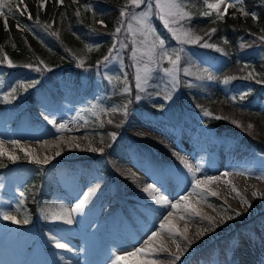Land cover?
Listing matches in <instances>:
<instances>
[{
	"label": "trees",
	"instance_id": "1",
	"mask_svg": "<svg viewBox=\"0 0 264 264\" xmlns=\"http://www.w3.org/2000/svg\"><path fill=\"white\" fill-rule=\"evenodd\" d=\"M185 1L192 19L180 21V25L191 28L203 37L200 43L191 45L200 46L206 41L216 45V48L206 47L212 63H193L182 56L180 64L194 70V78L210 74L213 79L196 78L190 87L189 82L181 76L178 95L168 105H157L144 98L135 102L131 93H124L118 86L112 87L104 78L92 74L97 61H102L109 51L112 33L125 18L120 17V9L126 4V0H78V3L64 0L61 5H57L55 0H46L43 9L38 7V0H24L27 5L24 15L19 12L12 15L5 9L9 30H5L4 17H0V61L7 54L13 64L10 66L6 61L0 62V112L10 110L8 126L17 136L32 132L36 128L30 114L33 104L51 114H58L73 106H82L88 117L85 130L91 146L103 148L104 151L82 153L75 157L63 156L60 160L67 168L83 165L104 172L106 152H122L117 138L113 139L110 133H120L127 115L123 112L104 113L100 109L118 107L131 100L127 114L129 110L136 108L156 114L163 108L164 119L169 122L177 123L182 118H187L193 123L213 129L220 137H238L245 145L264 154V95L256 90L258 86L264 85L258 82L264 80V41L260 39L264 35L261 31L264 29V0H243L242 6L247 11L256 12V21L250 15L244 17L239 13L232 15L227 12L223 20H217L215 13L207 17L201 16L199 13L205 8L202 0ZM18 2L19 0H13V4ZM85 5H91V9H86ZM130 9L131 5L128 6V11ZM77 10L80 11L79 16L76 15ZM28 12L32 19H28ZM98 20H103L104 25L97 23ZM153 22L165 41L173 42L157 17H153ZM18 23L20 28L17 27ZM212 28L217 29L215 33L209 32ZM85 45L93 46L92 50L85 49ZM39 60H43L50 70L37 72L34 67H25L28 64L35 66ZM81 60L83 66H80ZM40 67L43 68V65ZM83 69L87 70V74L81 78L79 72ZM253 70L255 79H247L248 72ZM229 76L235 78L224 83ZM7 79L14 80V87L17 89L14 98L5 99V93L11 92V89L4 86ZM32 81L37 83L27 88V95H22L25 90L19 86L21 82L26 85ZM245 81L254 85L241 100L236 87ZM54 86L65 87L66 94L63 97L57 96L52 90ZM94 91L97 95L92 99ZM232 97H236L235 101ZM88 101L97 105V108L87 105ZM16 102L24 103L17 111L13 110ZM205 110L212 115H204ZM217 116L227 119H216ZM109 119L113 123L109 124ZM233 120L238 121L239 126ZM249 123L254 127L248 128ZM49 124L46 121L42 126L47 127ZM14 154L20 159L12 161L7 156H0V164L3 165L0 166V190L15 197L18 207L27 213L29 222L20 225L4 220L6 226L3 234L8 236L14 246L27 252L28 237L34 234L37 236L41 228L48 226L37 211H43V205L54 191L48 178L49 163H33L18 147H15ZM21 192L24 193L23 197ZM210 199L219 202L215 197L210 196ZM228 211L227 216L234 217L230 219L234 227H249L248 220L241 221L233 211Z\"/></svg>",
	"mask_w": 264,
	"mask_h": 264
},
{
	"label": "rangeland",
	"instance_id": "2",
	"mask_svg": "<svg viewBox=\"0 0 264 264\" xmlns=\"http://www.w3.org/2000/svg\"><path fill=\"white\" fill-rule=\"evenodd\" d=\"M202 1L205 7V2L204 0ZM178 2L186 6L185 0H178ZM227 2L233 3L234 0H227ZM241 6H242L241 4H237L235 7L228 8L227 12L232 15L236 13L240 14L238 9ZM145 9H146V4H142L138 8H134L133 6H131V9L128 12L139 13L141 11H144ZM223 9L224 6L221 5V11H223ZM185 10L188 11L187 7ZM204 11H208V9L205 7ZM157 12L158 9L155 8V5L153 3L152 15L149 17V21L153 29L155 30V33L158 34L162 39H164L162 37V34L155 27L153 23V17H157L160 20V22L163 24V26L166 28V30L172 37L171 32L169 31V27L165 26L164 22L156 14ZM123 20H124V24L122 26L121 32L116 34L115 37L112 36L111 38L109 49H112V46L115 43V49H113L111 52V58L107 62L96 64L92 69V74L96 77L104 78L110 86L113 87L114 85H116L122 91L124 87V74L126 73L128 84L129 87L131 88L130 93L132 94V97L135 100V102L138 101L135 99V96L139 94L141 95L142 98L149 99L154 104L163 103V102H165V104L171 103L178 95L180 76L185 75V78L188 79L189 82L191 83L195 82L196 79L193 77V75H186L184 73V69L188 68L186 65L179 64V71L177 73L178 85L175 89H173L171 76L164 73L163 71V68L170 67V64L168 63V61L163 60L160 61L159 65L157 64L151 65L152 73L148 81V84L144 86V90L140 91L136 89L135 79H134L136 65L131 56V50L133 47H141V45L139 43L134 45L132 41L133 39H136L139 42L143 38L139 34H137L136 37H133L127 31V23L129 22L130 17H125ZM131 22L134 28L138 27L136 21H131ZM179 26H180V22L176 25H172V27H179ZM172 41L173 42L171 43H167L165 41L166 42L165 48L170 54L172 53L173 49L183 48L184 51L181 53V57L183 56L185 59L192 61L193 63L209 62V57H208L209 53L207 52L206 47H203L202 44H200V46H195V45L192 46L190 44L181 45L174 38L172 39ZM120 42L126 44L127 47L121 48ZM137 59L138 60L141 59V53L139 52L137 55ZM143 62H147L146 56L143 57ZM189 70L192 73H194V75H196V72L194 70L191 69ZM79 74L81 78H84L87 74V70L83 69L79 72ZM109 77H112V79L109 80ZM116 77H120V79L117 80L115 79ZM253 85L254 84L251 82L239 83L236 88V91L239 95H241L247 91H250ZM4 86L7 89H12L14 87V80L7 79ZM258 89L262 92V94H264V87H259ZM54 92L59 97H63L66 92V89L64 87L58 86L54 88ZM168 93L171 94L172 98L170 100H165L164 96ZM95 95L96 92H93V96H92L93 99L95 98ZM22 106H23L22 103H17L13 107L15 110H17ZM91 111L93 112L94 110L91 109ZM31 115H33V118L36 119L35 121L32 118V120L35 122V127L37 126L39 127L40 126L39 122L45 120L44 116L48 115L50 118L55 117L57 123L67 122L69 128L77 126V129L73 132L57 131V129L51 124L48 128H40V130L37 128L32 132H28L25 135L26 137L25 139H16L13 138V133H11L10 129L7 126L8 111L4 110L3 112L0 113V141L3 142L4 148L12 153H14V148L16 146L12 143V141H19L20 147H22V145L27 147L28 142L31 141L33 145H31L30 147L34 150V155L39 156L41 159H43L46 155L53 157L49 161L50 169L48 171V177H49V183L52 185L54 192L52 197L45 203V205H43V210L61 204L71 208L75 205L73 196L77 194L79 188L77 187L73 189V192L70 191L72 187L70 188L68 184H66L67 182L61 180L60 177L64 173L76 174L78 171L83 170L88 172V170L86 168L78 169V170L77 169L68 170L66 169V167L63 166L60 158L63 156H77L81 153L91 152L90 148H92V146L90 140L84 132L86 126L85 120L88 117H86L84 112H82V110L78 107L63 110L58 114H50L40 110V108H38L36 104H34L31 109ZM143 119H149L152 123L158 125L162 129L168 127H174L179 131L191 132L194 134H198L200 136L206 135L211 137L210 135H212L211 137L212 139L218 140L214 138L213 131L211 129H207L205 127L198 128L197 125H194L189 121L184 120L183 123L179 126H173L170 124L167 125V123L162 120L160 115L154 116L144 109L139 110L136 108L130 110L126 116V119L122 124L120 133L116 135L117 138L116 141L118 145H120V147L122 148L124 154L116 155L112 151L108 152L106 156L108 174L95 175L89 172L91 176L96 177L95 179L96 182L99 184V187L105 185L103 192H101L100 191L101 189H99V193L105 195L108 189L111 188L115 189L117 187H121L123 184L116 180L118 176L113 175L109 171V168L112 169V171L113 169L117 170L119 176L123 174H131V169L136 170V168H138L137 170H140L142 172H147L150 178L158 180L159 185H157L156 187L161 189L162 191L164 190V192L166 190L178 192L179 183L183 184L184 189L190 192L192 188V184H191L192 174L188 171L187 168L182 169L177 167L176 165L180 164V162L177 161L175 162L171 160L172 159L171 157L167 155H161V153L156 152L149 144L146 143V141L142 142L141 144H137L135 148H132V146L135 145H132L128 140H124V137L128 136L127 131L124 130L125 125ZM175 138L177 139L174 141V143L179 144L180 146L187 147L184 140L181 138V134L180 136L178 137L176 136ZM61 139H63L64 141H69V143L67 144L61 143ZM72 140L76 141L77 144L80 145V147H75V145L72 146L71 145ZM45 141H47V145L44 144ZM218 141L221 143L222 142L228 143L231 142L232 140L219 138ZM57 144H59V148L55 147V145ZM147 147L149 148L150 153L146 152ZM132 150H134L136 154L143 155L144 159L141 161L142 163H140L138 161V158L134 156ZM57 151H60L61 153L59 156L56 155ZM152 153L162 161L158 162L159 160L154 158L155 156L154 155L152 156ZM255 154L259 156L257 157L258 165L264 168V157L257 152ZM118 161L122 163V168H123L122 171L119 169V166L117 164ZM196 176L197 178L204 177L199 173H197ZM80 182L81 181H79V183ZM83 185H85L84 182L82 183L81 186ZM102 195L99 198L100 202L98 203V206L96 208L97 210L90 213L88 216L86 214L89 212L90 210L89 207L91 205L86 210H83L80 213H73L72 215L74 217V222L72 224H67L63 221H59L63 223L65 227L64 226L62 227L60 225H55L54 221L50 219H46L44 216V212L41 211V213H39L40 218L45 220L50 226L41 229L39 231L40 235H38V237L30 238L28 240L29 249L27 256L25 257L23 255H17L9 244H4L3 242L0 241V264H5L3 261L1 251H7L8 256L10 258L17 260L18 262L24 260L23 262H21V264H112V260L114 259L116 254L122 255L126 251H132L133 249L132 247H134V242H132L126 235L125 227L121 223L116 221L117 217H114L112 218L113 220L111 219L108 221L99 218L101 207L103 206L101 205ZM218 198L224 203L223 206L222 205L214 206L208 204L206 202V199H204L201 202V206L203 205L202 207L206 208L209 212L218 216L220 219H222V221L225 222V224L229 229L225 234L237 235L246 238L243 231L230 229L231 228L230 219H228V217L222 214V212L223 213L225 212L226 210L225 208L227 207L239 211L241 215L236 217L240 219L250 218L251 221L250 230L247 231V233L250 236L254 237L252 232H255V234H257L258 237V238L256 237L257 238L256 241L258 242L257 244L261 245L264 248V233H263L264 228L261 229L260 226L261 224L264 223V211L261 213H257L255 215L257 211L264 208V204L250 208L251 210L249 214L245 215L241 210L228 204L221 197ZM234 199H235L234 203L242 204L239 197H236ZM5 211L10 212L12 215L16 216L17 219L19 220L27 219V213L21 210L20 208H18L12 196H6L0 194V219H4L2 213ZM252 215H255V217H253ZM9 221L10 223H13L11 220ZM96 230L101 231L102 236L100 239L96 237V232H95ZM51 236H56L57 239H59L62 243L68 244L69 247L65 249L56 248L55 242L50 239ZM125 264H132V261H127L125 262Z\"/></svg>",
	"mask_w": 264,
	"mask_h": 264
},
{
	"label": "bare ground",
	"instance_id": "3",
	"mask_svg": "<svg viewBox=\"0 0 264 264\" xmlns=\"http://www.w3.org/2000/svg\"><path fill=\"white\" fill-rule=\"evenodd\" d=\"M208 2L214 3L216 0H208ZM70 129L73 130L69 132H73L77 129V126ZM124 130L128 134L124 137V140H128L132 145H135L132 148L146 141L147 144L155 147L161 155H167L171 158H176L179 154L192 155L193 153L190 149L179 147L178 144L174 143L177 139L175 137L181 134V138L187 146L190 148L199 147L198 153L190 158L193 164H198L202 168L206 166L203 172L215 173L214 176H221L222 172L219 171L221 168L228 173L227 177H221L220 180L210 185L211 189L216 191L224 201L238 208L245 215L249 214L250 208L264 204V195L253 196V192L264 194V168L258 165L257 157L259 156L252 149L237 145L235 141L214 144L215 140L206 135L200 136L170 127L162 129L149 119L129 123L125 125ZM157 131L163 132V134L159 133L161 137L157 136ZM75 144L77 142L72 140L71 145L74 146ZM31 145L33 143L30 141L27 147L31 148ZM22 147L27 148L24 145ZM132 151L138 161L142 163L143 155L136 154L134 150ZM211 155H215V160L208 162ZM137 171V175H131L130 181L123 182L121 187L108 189L105 195L99 193V189L103 192L105 185L99 187L96 177L89 174V172L95 175H100V173L81 170L76 174L64 173L60 177L61 180L67 182L66 184L70 188L72 187L70 191L73 192V189L79 188L77 194L73 196L75 204L83 198V194L88 192L89 189H96L94 195L89 197L83 210H86L102 195L101 205L103 206L101 207L100 218L111 220L117 217L116 221L125 227L126 235L134 242L133 249L143 246L151 231L158 228L159 221L163 216L168 211H172L171 208L165 209L157 205L143 191V188L148 184L159 185L158 180L150 178L147 172ZM112 174L119 177V173L115 169H113ZM225 180L232 181L239 192L251 202L250 207L234 203V198L237 195L232 191L231 185L225 183ZM79 181L81 182L79 183ZM83 182L85 185L81 186ZM178 189V192L169 190L164 192L160 189L159 194L166 195L170 200L175 201L180 196L189 193L181 183L178 184ZM202 201L195 194L190 197V202L195 205L199 215H188L185 219H178L184 213L177 212L175 214V217H177L175 222L179 229L181 231L187 229L185 232L187 240L179 235L170 236L167 233H162L167 252L158 253L152 258L158 260L159 264H173L174 256L169 254L173 253L180 256V259L175 260L174 264H264V248L257 244V238L249 234L245 235L246 238L237 235H226L225 233L229 229L225 222L202 207ZM188 241H191L190 246H188ZM177 245H179V249ZM1 254L5 264H21V262L10 258L7 251H1Z\"/></svg>",
	"mask_w": 264,
	"mask_h": 264
},
{
	"label": "snow or ice",
	"instance_id": "4",
	"mask_svg": "<svg viewBox=\"0 0 264 264\" xmlns=\"http://www.w3.org/2000/svg\"><path fill=\"white\" fill-rule=\"evenodd\" d=\"M64 0H55V3L57 5L63 4ZM205 7L208 9V11H201L199 15L201 16H211L213 13H215V17L217 20H223L225 15L227 14L228 8L235 7L237 4L243 3V0H234L233 3H228L227 0H216L214 3L208 2V0H204ZM46 0H38V7L43 9L45 6ZM73 3H78V0H73ZM153 3L155 5V8L158 9V12L156 13L159 18L164 22L165 26L169 27V31L171 32L172 37L181 45L184 44H198L203 40V37L200 35H197L195 32L192 31L191 28H185L183 25H180L179 27H172V25L178 24L180 21H183L185 19L191 20L192 19V13L189 11H186V6L179 3L178 0H126V4L120 9V17H130L129 22L127 23V31L133 36L136 37L137 34H139L143 39L139 42L136 39H133L132 43L136 45L139 43L141 47H133L131 50V56L133 58V61L136 65V71H135V87L136 89L143 91L144 86L148 84V81L150 79L151 73H152V64L159 65L160 61L166 60L170 64V67L163 68L164 73L171 76V82H172V88L175 89L178 85V76L177 73L179 71V64L181 61V53L184 51L183 48L179 49H173L172 53L170 54L166 48H165V40L162 39L158 34L155 33V30L153 29L149 17L152 15V8ZM146 4V9L144 11H141L139 13H129L128 12V6L131 5L134 8L140 7V5ZM221 5L224 6L223 11H221ZM86 9H91V5H85ZM5 9H7V12L9 14L14 15L16 12H19L20 15H24L25 12H27V5L24 4V0H19L18 3L13 4V0H0V17H4V28L6 31H8V23H7V16L5 15ZM238 11L240 14L244 17H248L249 15L251 18L256 21L258 20V16L256 12H249L247 11L243 6H241ZM76 15H80V11L77 10ZM28 19H32V15L30 12H28ZM131 21H136L138 27L134 28ZM97 23L104 25L103 20H98ZM124 24V20L122 19L120 22V26L116 27L112 35L115 37L116 34L121 32L122 26ZM17 27L20 28L21 26L19 23L17 24ZM23 30V29H21ZM216 28H212L209 30L210 33H215ZM262 32H264V29H261ZM209 33H206V35ZM54 35H58V33H54ZM260 39L264 41V35L260 36ZM225 43L227 41L225 40ZM121 48L127 47L126 44L123 42H120ZM14 46V45H13ZM85 49L88 51H91L93 46L91 45H85ZM98 47V46H96ZM203 47L208 48H216V45L209 44L206 41L203 44ZM115 49V43L112 46V49L109 50V54L105 55L102 58V61H97V64H100L102 62H107L111 58V52ZM220 51H223L222 49H219ZM138 52L141 53V59H137ZM147 57V62H143V57ZM174 57V58H173ZM6 61L10 66L13 64V61L7 57V54H4V60L0 62ZM142 64V66H141ZM40 65H43V68L40 67ZM80 66H83V61L81 60ZM25 67L33 68L37 72L43 71V70H50L48 69V65L45 64L43 60H39L37 65L28 64L25 65ZM247 68L248 66L245 65ZM184 73L186 75H194L188 68L184 69ZM197 79H204L207 78L209 80L213 79V77L209 74L206 77L204 76H197ZM235 77L229 76L226 77L224 80V83H228L230 80L234 79ZM247 79H255L254 76V70L249 71L247 74ZM112 77H109V80H111ZM115 79L119 80L120 77H116ZM260 83H264V80L258 81ZM36 81H32L29 84H24L21 82L19 85L22 87L25 91L27 88L32 87ZM189 86H193L191 82H189ZM17 89L14 87L11 89L10 93H5V99L14 98V94L16 93ZM124 93H130L131 88L129 87L128 80H127V74H124V87L122 89ZM247 93H243L240 95V99L243 100ZM171 94L168 93L164 96L165 100H170ZM136 100H141V95L137 94L135 96ZM236 97H232V100L235 101ZM131 103V100H128L127 102L121 104L120 106L112 107L111 109H104L101 108L100 111L104 113H116V112H123V114L127 115V109L128 104ZM93 109L97 108V105L92 106ZM95 114V113H94ZM204 115L209 116L212 115V113L208 110L204 111ZM44 119L48 121V123L52 124L57 131H72L73 129H70L67 122H60L57 123L55 117H49L48 115L44 116ZM216 119H227V117H221L217 116ZM233 123H236L239 126V122L236 120L232 121ZM103 122H101L102 125ZM108 123L111 124L113 121L111 119L108 120ZM254 125L249 123L248 128H253ZM111 137L113 139L116 138V133H110ZM14 145H16L18 148H20V151H23L25 153V156L30 159L33 163L37 165H46L49 163V161L53 158L50 156H45L43 159H41L39 156L34 155V150L31 148H22L20 147L19 141H12ZM61 143H69V141H64L61 139ZM45 145H47V141L44 142ZM55 147L59 148V144L55 145ZM75 147H80L79 144H75ZM91 151L94 152H103V148H90ZM61 153L60 151L56 152V155L59 156ZM0 156H7L9 160L15 161L17 159H20V157L12 152L7 151L4 146L3 142L0 141ZM180 160L184 163V166L188 169V171L192 174V188L190 192L187 195L180 196L179 199L172 201L168 198L166 195L159 194L160 189L156 187L155 184H148L143 188V191L148 194V196L151 197L152 200L155 201L157 205H160L161 207L168 209L171 208L172 211H168L166 215L163 216V218L159 221L158 228L155 231H151V234L148 235L147 240H145L144 245L141 247H136L132 251H126L122 255L116 254L114 259L112 260V264H125L127 261H132V264H159V261L156 259H153V256H156L158 253L161 252H167V248L163 242L162 239V233H167L170 236H176L179 235L183 239L187 240V236L185 235L184 231H181L179 227L177 226L175 219V214L177 212L184 213V215H180L178 219H185L188 215H199V212L196 210L195 205L190 202V197L195 194L198 196L200 200L206 199V197H216L218 196V193L211 189L210 185L221 179V177H227L228 173H222L221 176H204L203 178H197L196 174L201 171L199 166H193L192 164L188 163L187 160L184 157H180ZM0 166H3L0 164ZM225 183L231 185L232 191L236 193L237 197H239L242 204L251 206V202L247 200L246 197H244L239 190L235 187V185L232 184L231 180H225ZM96 189H89L88 192H85L83 194V198L79 199V201L71 208L66 207L64 205H58V206H52L48 209L43 210L44 216L46 219H50L53 221H63L67 224H72L74 222L73 213H80L83 211L85 204L87 203L90 196L94 195ZM20 195L23 197L24 193L21 192ZM264 195L259 192H253V196H261ZM234 211L235 216L241 215L239 211ZM2 216L5 220H11L13 223H24L27 224L29 221L27 219L19 220L16 216L12 215L10 212H3ZM233 216H229L228 219H233ZM211 222V221H210ZM51 240L55 242V247L58 249H65L68 248L69 245L66 243H62L59 239L56 238V236H51ZM191 245V241H188V246ZM177 248L179 249V245H177ZM170 255L174 256V261L179 260L180 256L178 254L169 253ZM173 261V264H174Z\"/></svg>",
	"mask_w": 264,
	"mask_h": 264
}]
</instances>
